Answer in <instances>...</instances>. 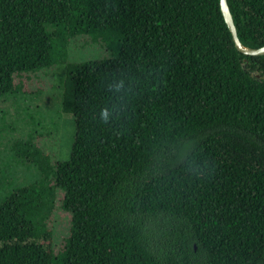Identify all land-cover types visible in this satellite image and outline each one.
<instances>
[{"label": "trees", "instance_id": "obj_1", "mask_svg": "<svg viewBox=\"0 0 264 264\" xmlns=\"http://www.w3.org/2000/svg\"><path fill=\"white\" fill-rule=\"evenodd\" d=\"M227 2L264 45V0ZM77 36L111 57L66 61ZM64 63L70 154L15 142L45 175L3 197L0 264H264V55L220 0H0V98Z\"/></svg>", "mask_w": 264, "mask_h": 264}, {"label": "rangeland", "instance_id": "obj_2", "mask_svg": "<svg viewBox=\"0 0 264 264\" xmlns=\"http://www.w3.org/2000/svg\"><path fill=\"white\" fill-rule=\"evenodd\" d=\"M108 54L103 46L77 36L69 42L66 61L111 57ZM65 71L64 63L17 75L16 91L0 98V203L13 188L34 183L45 175L22 156L15 145L17 140L33 139L52 160L69 157L75 126L73 116L62 111ZM51 212L48 224L58 248L70 231V215L61 208L59 194L53 199Z\"/></svg>", "mask_w": 264, "mask_h": 264}, {"label": "water", "instance_id": "obj_3", "mask_svg": "<svg viewBox=\"0 0 264 264\" xmlns=\"http://www.w3.org/2000/svg\"><path fill=\"white\" fill-rule=\"evenodd\" d=\"M220 7H221V12L225 19V22L232 34V38H233L236 48L245 55H252V56L264 55V45L260 47H250V46L244 45L240 41L238 34H237V28L234 24L232 13L230 11L227 0H220Z\"/></svg>", "mask_w": 264, "mask_h": 264}, {"label": "clouds", "instance_id": "obj_4", "mask_svg": "<svg viewBox=\"0 0 264 264\" xmlns=\"http://www.w3.org/2000/svg\"><path fill=\"white\" fill-rule=\"evenodd\" d=\"M113 115V111L110 110V109H103L101 110L100 112V119L103 121V122H108L110 117Z\"/></svg>", "mask_w": 264, "mask_h": 264}]
</instances>
